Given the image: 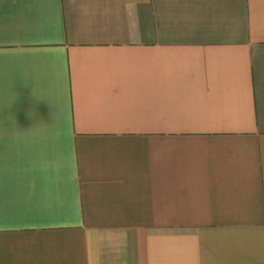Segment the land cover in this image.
I'll list each match as a JSON object with an SVG mask.
<instances>
[{"label": "crops", "instance_id": "obj_1", "mask_svg": "<svg viewBox=\"0 0 264 264\" xmlns=\"http://www.w3.org/2000/svg\"><path fill=\"white\" fill-rule=\"evenodd\" d=\"M0 264H264V0H0Z\"/></svg>", "mask_w": 264, "mask_h": 264}, {"label": "clouds", "instance_id": "obj_2", "mask_svg": "<svg viewBox=\"0 0 264 264\" xmlns=\"http://www.w3.org/2000/svg\"><path fill=\"white\" fill-rule=\"evenodd\" d=\"M29 115H31V113H29Z\"/></svg>", "mask_w": 264, "mask_h": 264}]
</instances>
